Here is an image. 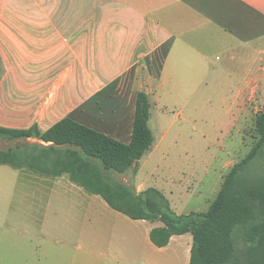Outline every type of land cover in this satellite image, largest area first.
Returning <instances> with one entry per match:
<instances>
[{
  "label": "crops",
  "instance_id": "crops-1",
  "mask_svg": "<svg viewBox=\"0 0 264 264\" xmlns=\"http://www.w3.org/2000/svg\"><path fill=\"white\" fill-rule=\"evenodd\" d=\"M0 64V128L45 131L69 117L128 143L144 92L153 142L123 175L136 192L154 187L185 214L197 210L184 203L187 192L173 200L170 186L145 176L176 138L164 112L192 113L194 98H222L241 135L251 111L254 119L264 111V0H0ZM17 170L45 200L28 202L24 221L14 220L0 264H189L190 233L158 247L149 232L161 222L133 219L141 222L132 231L99 234V219L110 228L131 218L66 173Z\"/></svg>",
  "mask_w": 264,
  "mask_h": 264
},
{
  "label": "trees",
  "instance_id": "trees-1",
  "mask_svg": "<svg viewBox=\"0 0 264 264\" xmlns=\"http://www.w3.org/2000/svg\"><path fill=\"white\" fill-rule=\"evenodd\" d=\"M0 64V76H1ZM149 101L136 95L131 138L122 143L104 133L64 117L45 131L0 128V140L17 141L0 149V165L29 169L47 176L66 173L73 183L131 219L159 221L149 232L163 247L171 236L190 233L189 264H264V111L254 119L256 141L226 173L214 199L204 211L177 214L156 188L136 192L111 179L124 174L149 149ZM35 138L39 142H28Z\"/></svg>",
  "mask_w": 264,
  "mask_h": 264
},
{
  "label": "rangeland",
  "instance_id": "rangeland-1",
  "mask_svg": "<svg viewBox=\"0 0 264 264\" xmlns=\"http://www.w3.org/2000/svg\"><path fill=\"white\" fill-rule=\"evenodd\" d=\"M255 103L256 99L252 102L253 107ZM223 106V99L215 97L194 98L192 113L178 112L177 106L170 105L164 112L166 115L164 128H168L170 132L176 131V138L170 137L171 139L162 149L165 161L159 163L156 171L152 172V175L149 170L145 172L146 177L151 176L149 178L170 186L173 193L170 197L173 200L182 201L187 192L189 195L184 203L191 202L190 205L188 204L189 208H195L196 211H204L208 208L230 167L246 155L257 138L253 111L240 135L235 122L237 113L228 112V108ZM15 143L17 141L0 140V149ZM26 174L24 170L0 165V222L2 223L0 252L11 251L10 243L6 238L9 229L13 228L14 220L24 221L26 218V204L36 198L45 200L43 193L34 192L31 178ZM110 177L127 185L131 183L129 173L128 175L111 173ZM96 197L99 201H103L100 196ZM183 208L181 205L176 211L184 212ZM65 210L68 212L67 207ZM138 222L141 221L124 219V223L117 221L109 228L101 224L99 219L98 232L112 233L116 238V234L122 230L135 229ZM89 230V227H82V232L88 233ZM105 248L106 246H102L99 242L98 250Z\"/></svg>",
  "mask_w": 264,
  "mask_h": 264
}]
</instances>
